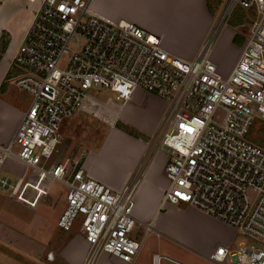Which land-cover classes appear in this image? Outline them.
<instances>
[{"label": "built area", "instance_id": "built-area-1", "mask_svg": "<svg viewBox=\"0 0 264 264\" xmlns=\"http://www.w3.org/2000/svg\"><path fill=\"white\" fill-rule=\"evenodd\" d=\"M30 1L38 8L12 63L22 70L15 86L31 103L12 140L0 144V171L14 158L66 187L56 225L65 233L79 225L87 245L82 264H97L103 255L130 264L137 256L150 229L145 226L140 238L132 235L138 178L113 192L89 178L78 162L71 170L55 164L45 171L39 164L53 155L64 119L84 113L112 128L137 89L168 102L149 143L154 154L166 156L161 204H186L249 240L236 251L216 248L209 262L264 264V150L252 142L253 132L249 136L256 123L264 126V0H229L218 28L236 7L253 20L225 78L209 61L211 36L187 61L168 54L157 37L134 24L98 17L90 11L92 0ZM74 42L79 46L71 53ZM95 90L112 96L102 101L91 95ZM216 113L220 121L213 120ZM18 184L1 179L0 189L14 195ZM158 261L152 256V264Z\"/></svg>", "mask_w": 264, "mask_h": 264}, {"label": "crops", "instance_id": "crops-1", "mask_svg": "<svg viewBox=\"0 0 264 264\" xmlns=\"http://www.w3.org/2000/svg\"><path fill=\"white\" fill-rule=\"evenodd\" d=\"M127 3L135 5L132 8L134 12L128 11L127 14L115 13L109 8L111 6L110 0H92L90 7L95 15L107 22L124 21L142 28L157 37L160 40L162 49L168 54L187 61H191L196 57L203 44L209 39V33L214 25V21L212 22L209 17V0H128ZM143 4H145V10L142 8ZM37 8L38 3L30 0H0V38L4 33L7 40L4 53L0 57V71L2 72L0 74V84L4 82L7 72L11 69L15 51ZM237 59L231 64L230 71ZM230 71L228 70L225 73L228 74ZM6 90H4L1 97L5 95ZM27 108L28 105L19 108L18 104L8 100H0L1 145H7L12 140ZM167 111L168 102L166 100L157 98L141 89L135 90L118 115V126L110 128L98 150L89 151L85 156L83 152L80 163L86 175L113 191H119L138 174L139 181L134 195L133 216L137 226H149L150 229L151 226L153 227V222L159 217V211L166 206L176 211L179 209L176 205L161 204L163 192L167 186V181L163 175L166 156L157 161L159 153L154 154L152 146L149 144L151 137L160 130L161 121ZM119 126L134 130L135 132H132L133 136L126 133L123 128L118 129ZM11 159L14 161L10 162H18L14 158H8L6 161ZM5 162L1 171L9 173V176L14 175L17 179L12 184L8 176L2 175L0 180L5 179L12 186L19 183L14 195H11L9 191L8 199L17 198V201L32 210L37 208L42 198L46 199L48 197L49 199L50 189L56 181L41 176L33 169H26L20 162L18 163L23 167L22 173L11 174L5 169ZM60 184L64 186L62 183ZM62 193L65 194V191ZM63 196H58L56 204ZM64 207L65 197L61 200V204L57 206L58 210L53 215V219L55 217L57 221ZM186 207L190 209L188 205ZM45 208L40 207L42 210ZM174 221L171 217L165 218L164 216L157 226L158 231L165 237L173 241L176 240L175 242L178 241L177 243L183 247L189 246V242L180 239L177 233L174 232L173 228L177 226ZM178 222H181V220ZM2 224L0 220V243L3 244L4 241H8L13 244V246L3 244L13 253V256L9 257H24V251L17 247L19 245L17 242L19 240L26 242L27 238L16 236L10 226L4 228ZM74 229H78V231L75 230L71 235V233H63L57 228L59 232L56 237L58 245L49 246L52 248L47 255L50 261L58 255L62 264L82 263L87 246L80 234L79 226L77 225L72 230ZM60 234L63 239L59 237ZM135 236L138 237V235ZM156 248L159 252V250L166 249L167 246H156L151 250ZM189 248L193 250V245L191 244ZM45 251L46 248L40 245V249L32 255L42 256V252ZM155 254L157 252L153 251L151 253L150 264L152 256ZM0 256L8 257L2 251H0ZM166 259L171 263L178 264L172 259ZM99 260L97 264H123L105 255L101 256Z\"/></svg>", "mask_w": 264, "mask_h": 264}, {"label": "rangeland", "instance_id": "rangeland-1", "mask_svg": "<svg viewBox=\"0 0 264 264\" xmlns=\"http://www.w3.org/2000/svg\"><path fill=\"white\" fill-rule=\"evenodd\" d=\"M127 1L128 0H110L111 6L109 8L115 13L127 14L133 11L132 8L135 6L133 4H128ZM228 2L229 0H209V17L212 22L214 21V25L209 33L210 36H212L215 27L219 25ZM142 8L145 10V4H143ZM90 11L92 12L91 7ZM252 20L253 18L250 16L249 11L236 7L228 14L227 19L218 28L215 36L213 37L209 53V61L216 67V70L221 77L225 78L229 74H226L225 72L228 70L230 71L231 64L239 57L244 37L249 30ZM235 36L236 38L234 40ZM78 46V42L70 43L68 50L71 53H74ZM71 53L63 57L59 67H63L69 59ZM10 71V74L7 77L5 76V80L3 82L4 86L1 87L2 84H0V100H8L9 102L18 104L19 108L27 105L29 106L31 103V96L15 86V78L21 74L22 70L12 63ZM1 73L2 72L0 71V74ZM4 90H6V93L2 96V99L1 95ZM90 93L95 97H99L102 101H105L107 96H112L107 91L95 90L90 91ZM221 118L222 114L220 113H216L213 116L214 121H220ZM118 121L119 118L117 116L114 127L118 126ZM120 128H123L128 134H133L132 132H135L128 127L124 128L119 126L118 129ZM109 130L110 127L103 124L99 119L84 113H75L73 116L66 118L61 122L57 132L59 143L56 146L51 158L47 161L41 160L39 167L48 171L50 167L55 164H66V167L70 170L72 168L71 164L74 162H78V166H80L83 152L85 156V154L89 151L98 150L99 145L105 139ZM251 132H253V138L251 139L252 142L264 150V126L260 127V124L256 123L252 130L249 131V136L251 135ZM12 152L17 153V149L13 148ZM163 156H165V152L162 151L158 154L157 161H160ZM10 161L14 160H7L5 162V169H7L11 174H17L18 172L22 173V165L18 162ZM2 175L6 177L8 176L12 184H14L17 179L14 175H11V177L9 176V173H4V171L0 172V177ZM136 177L138 178V174ZM136 180L139 181V179ZM9 191V189L7 191L0 189V220L2 221L4 228L10 226L16 236L27 239L26 242H22L21 240L17 242L19 244L17 247L24 251V257L19 258L9 257L13 256V253L9 250V248H6L3 245L9 244L10 246H13L12 243H9L8 241H4L3 244L0 243V251H2L5 256H8H0V264H62L58 255L53 260L51 259L52 261L48 259L47 255L50 249H52L50 247L58 245L56 237L59 232L56 228L57 221L55 217L53 219V215L58 210L57 206L61 204V200L66 195L67 190L65 187L56 181L50 189L51 195L49 196V199L48 197L46 199L42 198L39 201L40 204L33 210L25 207V205L16 200L17 198L8 199ZM63 191H65V194L62 193ZM62 195L64 196L59 199V202L56 204L58 196L60 197ZM250 195L251 197L253 196L252 193ZM176 206L179 208L177 211L170 209L168 206L159 211V217L156 218L153 222V227L151 226L149 232L146 233L141 250L138 252V256L135 257L136 259H133V261H135H132V264H150V257L153 251L155 253L157 252V254L153 256H157L159 258L158 264H175L169 262L166 258L172 259L178 264H214L209 262L207 257L215 250V248L226 247L230 250L236 251L240 245H250L249 240L245 236H242L231 227L212 219L199 210L192 207L189 209L185 204H179ZM40 207L46 208L42 210ZM164 216L165 218L171 217L172 220H175L174 222L177 226H174V232L177 233L180 239L186 240L187 243L189 242V246L192 244L193 250H191L188 245H184L185 247H183L177 243L178 241L175 242L176 240L173 241L158 231L157 226L162 221ZM179 220H181V222H178ZM77 225L78 224H76L75 227ZM7 230L11 231L10 229ZM75 230L78 231V229H74L68 233L73 235ZM143 234H145V227L137 226L136 224L132 235H138L140 238ZM63 235L65 236V234ZM59 237L63 239L61 234ZM161 244L164 246L166 245L167 248L162 249L161 251L159 250V252L157 248L155 250H151L156 246L161 247ZM40 245L44 246L46 251L42 252V256L32 255L35 251L40 249ZM257 248L261 247L258 245ZM86 253L87 248L85 255ZM224 264H228V262H225Z\"/></svg>", "mask_w": 264, "mask_h": 264}, {"label": "trees", "instance_id": "trees-1", "mask_svg": "<svg viewBox=\"0 0 264 264\" xmlns=\"http://www.w3.org/2000/svg\"><path fill=\"white\" fill-rule=\"evenodd\" d=\"M235 38H236V36L234 37V40H235ZM6 45H7L6 36H5L4 33H2L1 38H0V51H1V52H0V57H1V55L4 53V50H5V48H6ZM9 74H10V71L7 72L6 77H7ZM3 86H4V83H2L1 87H3ZM129 134L133 136V134H131V133H129Z\"/></svg>", "mask_w": 264, "mask_h": 264}, {"label": "water", "instance_id": "water-1", "mask_svg": "<svg viewBox=\"0 0 264 264\" xmlns=\"http://www.w3.org/2000/svg\"><path fill=\"white\" fill-rule=\"evenodd\" d=\"M217 30H218V26L214 29V31H213V33H212V36H211L212 39H213V37L215 36Z\"/></svg>", "mask_w": 264, "mask_h": 264}]
</instances>
